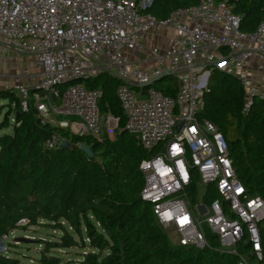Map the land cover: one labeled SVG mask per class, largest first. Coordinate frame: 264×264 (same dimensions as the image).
Masks as SVG:
<instances>
[{
	"label": "built area",
	"instance_id": "2783aa9c",
	"mask_svg": "<svg viewBox=\"0 0 264 264\" xmlns=\"http://www.w3.org/2000/svg\"><path fill=\"white\" fill-rule=\"evenodd\" d=\"M153 2L0 0V46L33 54L38 69L34 77L25 72L26 78L37 80L31 90L15 86L20 109L27 112L32 106L42 125L53 117L55 127L78 137L114 136L119 118L100 112L102 90L72 84L58 89L108 73L120 82L115 93L125 118L123 130L151 153L139 164L144 176L140 198L157 223L176 236L178 245L202 249L208 232L228 253L236 255V246L244 243L261 260L264 200L247 193L222 133L199 114L208 92V69L246 73L253 58L264 61V20L252 34H244L240 17L225 3L200 0L196 7L158 21L149 12ZM164 28L172 31L166 49L150 48L157 67L140 68L133 56L144 51L147 35ZM168 75L179 82L174 97L155 87ZM237 79L244 90L243 113H248L255 100L264 101V93L254 79ZM61 141L55 134L46 146L54 148ZM10 235L1 238L0 255L6 253ZM239 264L248 263L240 256Z\"/></svg>",
	"mask_w": 264,
	"mask_h": 264
},
{
	"label": "trees",
	"instance_id": "16d2710c",
	"mask_svg": "<svg viewBox=\"0 0 264 264\" xmlns=\"http://www.w3.org/2000/svg\"><path fill=\"white\" fill-rule=\"evenodd\" d=\"M214 1L225 3L240 17L239 29L244 34H252L264 20V0ZM199 2L154 0L149 12L158 21H165L171 13L196 7ZM208 70V92L199 117L212 121L222 133L247 193L264 200V101L255 100L249 112L243 113L244 90L237 77L215 68ZM102 76L104 80L98 81ZM88 81L85 88L103 91L100 110L119 118L120 130L112 139L78 137L42 125L33 107L22 112L19 99L10 98L8 91L0 92V98L16 103L11 132L0 135V240L14 230L37 227L57 233V237L49 235L55 241L38 240L41 250L34 263L7 256V243L0 264H67L58 250L73 248L89 250L80 255L77 264H239L240 256L248 264H264V221L260 228L261 260L244 243L236 246V255L228 253L208 232L207 246L202 249L170 241L150 205L140 198L144 176L139 164L151 153L123 130L125 118L115 93L120 82L108 73ZM155 87L174 97L179 82L168 75ZM3 128L0 124V131ZM55 134L69 146L48 148L46 143ZM82 142L90 147L93 158L79 150ZM20 220L26 224L18 225Z\"/></svg>",
	"mask_w": 264,
	"mask_h": 264
},
{
	"label": "rangeland",
	"instance_id": "374dc122",
	"mask_svg": "<svg viewBox=\"0 0 264 264\" xmlns=\"http://www.w3.org/2000/svg\"><path fill=\"white\" fill-rule=\"evenodd\" d=\"M0 67L2 69V76L0 77V92L8 91L10 93L9 94L10 98L13 96L16 99H19L15 90V86L18 85L22 87H28L31 90L32 86L35 85L37 81V80L31 81L29 78L25 77L26 71L32 77L37 76L38 73V69L35 66L34 55L31 53L16 52L13 50L4 51L2 49V46H0ZM233 74L236 77L237 76L249 77L248 75H246L248 74V72L245 73L243 71H237ZM103 80H104L103 76L98 78V81L102 82ZM88 83H89L88 80H81L80 83L79 81H75L74 83H72V86H77V85L84 86ZM258 85H259V91L261 93H264V90L261 88L259 83ZM138 98L140 99L141 97L138 96ZM111 101L113 100H110V102ZM15 109H16V103L9 101V98H4V97L0 98V124L4 127L0 131V135L11 132V128L14 124ZM100 112L103 114L110 113V112L104 113L101 110ZM52 120L54 121L53 117L45 118V121L50 122L49 124L50 126L55 127ZM116 130H120L119 126H117ZM67 132L69 133V131ZM105 134H104L105 137L110 139L113 138V136H106ZM101 137H103V135ZM200 193L203 194V190H201ZM191 198L195 199L196 197L192 196ZM204 202L207 203L206 200H204ZM49 235H54L55 237H57V233L47 231L41 227L29 228L26 231L14 230L11 232V235L8 237V240L5 241L6 245L7 243H10V250H8V253L5 254L9 257L18 258L21 261V263H34L35 259L38 257V253L41 250V247L38 245V240L46 239L49 241H55L56 238L50 237ZM168 236L170 241L175 243L176 236H174L173 233H171L170 231L168 233ZM88 251L89 250L87 248L85 249L73 248L69 250H58L57 254L59 255V257L63 259L65 263L77 264L78 261L81 259L80 255ZM250 264H256V261H252L250 262Z\"/></svg>",
	"mask_w": 264,
	"mask_h": 264
},
{
	"label": "crops",
	"instance_id": "0c3cea01",
	"mask_svg": "<svg viewBox=\"0 0 264 264\" xmlns=\"http://www.w3.org/2000/svg\"><path fill=\"white\" fill-rule=\"evenodd\" d=\"M171 34L172 31L166 28L164 30L162 29V31H159L158 33H151L147 35L143 41L144 51L139 55H134L132 60L136 63L137 66L143 69H151L157 67V64L150 56V48L157 45L161 48L162 51H164L166 49L165 40L167 36L169 37ZM163 65L166 66L167 62L164 61ZM259 66H262V69H259ZM247 75L257 81L260 84L261 88L264 90V61H261L258 58H253L250 63Z\"/></svg>",
	"mask_w": 264,
	"mask_h": 264
},
{
	"label": "water",
	"instance_id": "95a60500",
	"mask_svg": "<svg viewBox=\"0 0 264 264\" xmlns=\"http://www.w3.org/2000/svg\"><path fill=\"white\" fill-rule=\"evenodd\" d=\"M158 80H159V79H158ZM156 81H157V79L153 80V81L150 82L149 84L154 83V82H156ZM149 84H140V85H137V87H139V88H145V87L148 86ZM53 99H54V97H53ZM68 146H69V144H68V142H67L66 140H62V141L60 142V144H59V147H60V148H67ZM79 150L82 151V152H84V153L87 155L88 158H93V157H94V154H93L92 150L90 149V147H88V146L86 145L85 142H82V143L79 145ZM199 209H200L201 212H204L203 207H199ZM0 243H1V245H2V242H0Z\"/></svg>",
	"mask_w": 264,
	"mask_h": 264
}]
</instances>
